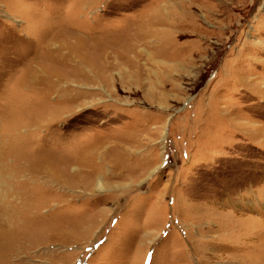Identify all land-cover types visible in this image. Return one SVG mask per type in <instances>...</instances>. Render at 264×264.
Wrapping results in <instances>:
<instances>
[{"label":"rangeland","instance_id":"obj_1","mask_svg":"<svg viewBox=\"0 0 264 264\" xmlns=\"http://www.w3.org/2000/svg\"><path fill=\"white\" fill-rule=\"evenodd\" d=\"M0 264H264V0H0Z\"/></svg>","mask_w":264,"mask_h":264},{"label":"bare ground","instance_id":"obj_2","mask_svg":"<svg viewBox=\"0 0 264 264\" xmlns=\"http://www.w3.org/2000/svg\"><path fill=\"white\" fill-rule=\"evenodd\" d=\"M145 26H146V25H145ZM150 26H151V25H150ZM150 26H149V27H150ZM147 29H148V28H147ZM147 29H144V30L147 31ZM147 36H150L149 29H148V32H147L146 34H145V33L142 34V37H147ZM82 73H83V72L80 71V75H83ZM86 163H87V162H86ZM92 176H93V175H92ZM95 188L98 189L99 191L102 190V184H101V181H100V180H97V181H96V183H95Z\"/></svg>","mask_w":264,"mask_h":264}]
</instances>
